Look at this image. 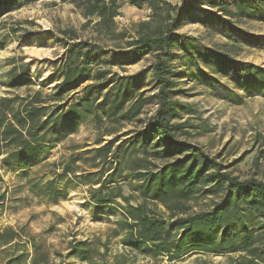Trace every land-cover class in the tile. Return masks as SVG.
<instances>
[{"label":"trees","instance_id":"1","mask_svg":"<svg viewBox=\"0 0 264 264\" xmlns=\"http://www.w3.org/2000/svg\"><path fill=\"white\" fill-rule=\"evenodd\" d=\"M36 1L0 0V17ZM59 1L80 10L85 18L81 27L90 31L84 37L70 27L59 32L64 52L53 60L48 83L54 85L50 89L28 87L24 94L0 96L2 162L28 170L49 145L60 143L68 131L92 117L97 124L96 146L86 144L83 150L71 152L59 162L47 163L52 166L53 178L43 188L33 181L37 189L54 199L59 180L90 184V199L95 206L109 205L120 211L114 234H121V243L133 252L152 256L154 262L150 264H159L157 255L165 256L170 263L194 251L236 253L233 264H264V180L240 179L196 146L179 139L189 131L178 120L183 104L176 99L177 81L172 67L178 48L191 50L196 59L213 64L219 75L247 94L256 91L264 97V66L231 55L243 45L264 47V35L243 31L230 16L236 12L240 17L264 22V0H206L217 9L204 11L202 22L233 42L225 52L178 32L180 25L195 14V3L204 0ZM125 3L137 8L147 5L151 12L129 28L120 29L115 18ZM5 24L0 18V45L18 30L15 25L6 29ZM149 54L152 58L148 67L124 73L126 65ZM115 66L122 72L114 70ZM149 72L157 91L147 100H154L157 107L142 127L126 128L133 120H143L139 116L146 90L141 84ZM197 72L201 82L217 90L222 98L241 99L213 73L201 67ZM30 75V62L14 64L6 72V85L13 89L28 86ZM136 148L142 155L127 159L126 175L135 181L132 189L143 202L132 204L117 178L123 172V157ZM150 156L165 162L157 165ZM57 166H61L59 171ZM217 193L222 194L221 198L210 210L191 211L189 201ZM156 203L170 212L168 218L151 206ZM19 238L20 233L12 227L0 231V243L9 249L28 243H21ZM31 246L32 253L23 250L7 264H27V260L29 264H46L47 252L35 241ZM82 246L83 242L73 246L80 259L105 264Z\"/></svg>","mask_w":264,"mask_h":264},{"label":"rangeland","instance_id":"2","mask_svg":"<svg viewBox=\"0 0 264 264\" xmlns=\"http://www.w3.org/2000/svg\"><path fill=\"white\" fill-rule=\"evenodd\" d=\"M55 1L57 4H54ZM169 1L180 3L183 0ZM194 7L195 14L180 25L178 32L214 50L227 51L233 42L202 22L204 11L217 8L206 0L195 3ZM150 12L147 5L137 8L125 3L115 21L120 29L129 28L134 22L148 17ZM230 16L243 31L264 35V22L240 17L236 12ZM0 18L6 21V29L11 25L18 29L5 44L0 45V96L24 94L28 87L50 89L54 85L48 83L54 70L53 60L64 52L59 32L70 27L84 37L90 31L81 27L85 18L80 10L71 3L59 0H39L24 4ZM1 33L5 31L1 29ZM26 33L30 34L28 38L23 37ZM176 54L172 62L177 81L176 99L183 104L178 120L184 122L189 131L179 136V139L196 146L240 179L256 177L264 180V97L256 91L247 94L227 77L219 75L213 64L196 59V54L191 50L178 48ZM231 55L237 60L264 66V47L243 45L238 52H231ZM151 56L149 54L135 64L126 65L124 73L132 74L148 67ZM26 62H30L31 83L18 89L7 87L6 72L14 64ZM198 67L220 78L241 95V99L222 98L217 90L203 84L197 77ZM114 70L122 72L116 66ZM141 87L146 90L145 103L139 116L143 120H133L126 124V128L142 127L157 107L154 100H147L149 95L157 91L152 73H147ZM96 137L97 124L89 117L68 131L60 143L49 145L42 151L37 156V162L28 170L12 168L4 164L0 157V231L12 227L20 233L21 243L28 241L14 249L0 243V264H7L9 259L23 250L32 253V241L47 252L46 264H90L89 260H82L73 252V246L79 245V242H83L82 247L88 249L94 259L105 264L154 262L152 256L133 252L121 243V234H114L120 211L109 205L95 206L90 199V184L83 181L65 184L59 180L57 197L52 199L37 189L33 182L37 181L38 187L43 188L46 181L53 178L52 166L47 163L59 162L71 152L83 150L86 144L96 146ZM141 155L140 148L127 152L122 159L123 172L117 178L122 183L123 194L131 196L132 204L142 203L143 199L132 189L135 181L126 175L127 159ZM148 158L157 165L165 162V159ZM60 169L61 166L56 167V170ZM221 195H199L189 201L191 211L210 210ZM117 200L123 203L120 198ZM151 206L168 218L170 212L161 203ZM236 255L194 251L174 262L169 263L163 255H157L156 261L159 264H233L232 257ZM25 263L29 264V260Z\"/></svg>","mask_w":264,"mask_h":264}]
</instances>
